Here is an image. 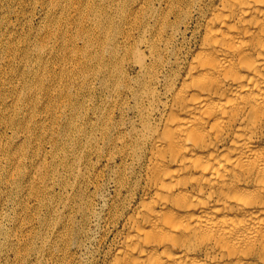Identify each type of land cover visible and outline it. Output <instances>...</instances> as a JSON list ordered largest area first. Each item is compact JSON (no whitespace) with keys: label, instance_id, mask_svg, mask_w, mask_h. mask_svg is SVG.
<instances>
[{"label":"bare ground","instance_id":"6f19581e","mask_svg":"<svg viewBox=\"0 0 264 264\" xmlns=\"http://www.w3.org/2000/svg\"><path fill=\"white\" fill-rule=\"evenodd\" d=\"M4 18L8 34L14 25ZM89 20L75 52L77 102L64 97L51 161L36 153L41 172L23 175L41 230L26 237L27 223L14 233L0 225V256L11 253L13 264H264V0H142V29L105 30L97 18L93 39ZM12 45L0 32L6 125L17 118L7 101L14 75L2 72ZM1 141L5 175L21 174L26 152L5 153ZM45 183L59 197L39 188ZM94 217L101 233L89 250Z\"/></svg>","mask_w":264,"mask_h":264},{"label":"rangeland","instance_id":"374dc122","mask_svg":"<svg viewBox=\"0 0 264 264\" xmlns=\"http://www.w3.org/2000/svg\"><path fill=\"white\" fill-rule=\"evenodd\" d=\"M0 3L2 6L0 16H5L4 20H7L8 24L14 25L12 29H9L8 34L1 26L0 32L5 35L6 40H10L16 51H14L13 61H10L11 64L3 66L2 72L6 75L11 76L12 73V76L14 75L11 76L10 81L13 85L11 91L15 90V95L14 97L8 96L7 101L10 105L8 109H14L15 114L12 115L17 117L14 119L15 123L6 125L10 120L5 116L6 107L2 106L0 141H3H1V146L5 153L8 150L13 155L18 151L17 149L21 150V148L23 152H26L21 159L19 158L22 166L21 174L15 175L12 171L13 175L9 176L5 175L6 169H10V162L5 160L8 156L7 154L3 155V152L0 151V173L2 174L0 179V225L4 231L14 233L17 232L20 221L23 225L27 223L29 226L24 227L22 232L27 237L32 234L33 230L38 232L41 229L37 223L31 221L34 208H39V206L36 198L28 193L27 188L30 181L23 175L32 171L34 167V170L37 168L36 171L41 172V166L37 165L36 153L41 155L45 163L51 161L54 146L52 133L56 127L60 126L63 114L68 109L64 97L69 92L70 97L74 98L73 101L77 102L75 98H77L78 80L73 75L77 68L75 52L85 45L84 38L79 35L80 24L84 20L90 19L86 25L92 39L98 34L97 18L103 20L102 26L105 30L133 29L135 31L142 29V0H0ZM87 5L92 9H88ZM82 14L84 15L81 16ZM107 17L111 20L110 22L105 20ZM39 45H41V51H37ZM26 83H32V89L28 99L21 103L18 101V96L26 93V90H23ZM50 104L52 105L51 109L48 108ZM16 122L23 126L27 124L31 131L28 133L21 131L20 125H17ZM33 138L37 141L40 140L38 141L39 152H37ZM31 161H34V165L31 164ZM15 177L16 179L21 178L18 191H15L14 185L11 183ZM38 186L41 189L44 187L50 189L51 197L57 198L61 193L58 187L49 183L38 184ZM105 195L110 196L111 190H107ZM101 209H103L102 202L97 199L96 210L100 211ZM39 214L44 216L46 211L41 210ZM96 223H98V217H94L90 226L85 229L88 232L86 243L89 244V250H95L99 243L97 240L101 231L95 227ZM9 255L0 256V264H13V256L11 253Z\"/></svg>","mask_w":264,"mask_h":264}]
</instances>
